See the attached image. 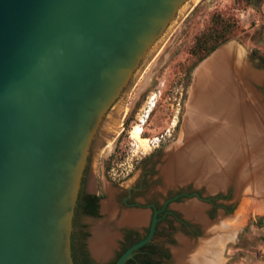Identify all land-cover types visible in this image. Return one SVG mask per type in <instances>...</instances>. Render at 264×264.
Masks as SVG:
<instances>
[{
    "label": "water",
    "instance_id": "obj_1",
    "mask_svg": "<svg viewBox=\"0 0 264 264\" xmlns=\"http://www.w3.org/2000/svg\"><path fill=\"white\" fill-rule=\"evenodd\" d=\"M199 2L0 0V264H75L83 179L84 192L98 193L104 151L118 143L181 32L128 108L132 91ZM210 56L194 71L177 137L101 200L98 219L78 221L97 263L116 258L123 228L148 226L149 211L119 206L147 171L137 202L163 203L193 187L171 208L201 227L187 236L176 223L171 245L156 239L161 264H230L240 237L264 220V57L234 41ZM156 225L114 264L133 259Z\"/></svg>",
    "mask_w": 264,
    "mask_h": 264
},
{
    "label": "rangeland",
    "instance_id": "obj_2",
    "mask_svg": "<svg viewBox=\"0 0 264 264\" xmlns=\"http://www.w3.org/2000/svg\"><path fill=\"white\" fill-rule=\"evenodd\" d=\"M241 10H250L249 18L244 21L240 18ZM214 13L235 20L238 34L232 41L264 57V0H251L250 4L245 0H200L162 48L165 51L181 32L169 53L167 63L151 82L146 96L120 137L114 150L117 157L112 169L107 171L105 167L109 156L99 163L97 183L103 199L109 198L107 185L117 193L143 166L145 158L165 148L179 134L188 87L195 69L202 63L191 71L196 61L191 49L197 37L210 25ZM246 24H250L249 28H245ZM149 71L148 67L132 91L128 108L133 104ZM143 121V136L149 140L146 145L132 138L135 127ZM230 264H264V220L251 225L240 237L234 246Z\"/></svg>",
    "mask_w": 264,
    "mask_h": 264
},
{
    "label": "flooded vegetation",
    "instance_id": "obj_3",
    "mask_svg": "<svg viewBox=\"0 0 264 264\" xmlns=\"http://www.w3.org/2000/svg\"><path fill=\"white\" fill-rule=\"evenodd\" d=\"M160 151L161 150H159V152ZM154 156H155L154 153L150 154L149 158H145V160H143V161H147V159H152ZM151 173H152L151 171H147V173L144 174L139 187H133L131 190H129V192L123 198L122 203L119 204V206L123 209H136V210L149 211L150 212L149 224H148V226H146V228H144L143 232H140V230L138 228H131V227L123 228V230L121 231L122 238L120 239L121 241L119 242L121 248H120L118 254L116 255V258L113 259L112 261H110L108 264L116 261L118 258V255L120 253H122L127 247L130 248L131 246H133L137 240H139V239L142 240V239L146 238L149 235V233L151 232L153 222L155 219H157V225H156V231H155V235H154L153 240L149 244H147L148 246L146 245L147 247L143 250V256L142 257H137V254L140 250L139 249L138 252L136 253V255L134 256V258L131 259L127 264H141L142 261L145 259V257H147L148 254H153L155 257V261L157 263L161 264L162 262H161V257H160L161 255L160 254L162 253L163 250H162L161 246L155 244V240L160 239L163 242V244H166V242L169 241L170 243L167 242L168 244H166V245H171L173 242H172V240L169 239V237L171 236L169 231L173 230V227H174V225H176V223L179 225V227L177 228L176 231L182 232L187 236H197L195 234L198 233L196 231L198 229H200V232H201V227L199 225H197V224L193 223L192 221L186 219L181 213H180L181 215H179L176 211H174L171 208L172 203L180 204L181 201H185V199L188 198L187 196H184V194L195 193V191L193 190V187L190 189L181 190L174 195L171 194V195L166 196L164 198L163 203H153L152 201H148L147 199H144L145 200L144 203L137 202V200H136L137 195L139 194L140 190H143L144 186L146 185V182H148L147 179L151 175ZM84 180L85 179H83L82 190H81L80 194H82L84 192L83 191ZM84 194L85 195H92V196L101 195L99 192L96 194H88L87 192H84ZM199 194L201 196H203L200 191H199ZM140 196H142V195H140ZM176 196H181V197L177 201H174L173 199ZM227 199L228 198L226 196H221L218 201H221V200L226 201ZM218 201H215L214 199H211L209 201V204L211 205L212 209L217 206ZM100 202H101V200L98 201L97 204H98V212L101 216L102 206H101ZM226 211L228 213V210H226ZM87 217H90L93 219H98V217H95V216H92L90 214L85 213L84 210L76 209V213L74 216V222L77 218L79 220H81V219H85ZM183 217H184V219H183ZM74 231H76L80 237V239L78 241V246H77L78 255L81 258H83V260L92 259L93 261H95L91 257V254L89 252L88 243H87L88 237H85V235L87 233V229L85 228V224L80 222L78 224V227H76V228L74 227ZM97 264H99V263H97Z\"/></svg>",
    "mask_w": 264,
    "mask_h": 264
},
{
    "label": "trees",
    "instance_id": "obj_4",
    "mask_svg": "<svg viewBox=\"0 0 264 264\" xmlns=\"http://www.w3.org/2000/svg\"><path fill=\"white\" fill-rule=\"evenodd\" d=\"M245 1L247 4L251 3V0H245ZM237 32H238V26L235 20L227 19L223 17L220 13H214L211 17L210 25L200 36L197 37L195 45L191 49V54L196 58L195 63L192 65L191 71L201 62H203L206 58H208L218 47L229 41L234 40L237 37L238 34ZM116 157L117 154L116 152H114L105 161V167L107 171H110L112 169ZM103 198H104L103 195H99V196L85 195L83 192L79 196L77 209L84 210L85 213L99 218L100 214L98 212L97 202L102 200ZM78 221L79 219L77 218L74 222L75 228L78 227V224L80 223V222L78 223ZM85 237H88L87 233ZM79 239H80L79 234L76 231H74L72 234V252H73V258L75 264H97L92 259L83 260V258H81L78 255L77 246ZM139 240H137L136 242H138ZM147 246L142 247L139 250L137 257L143 256V250ZM128 248L129 247H127L122 253H120L118 255V258ZM114 263L115 261L110 264H114ZM141 264H159V263L155 261V257L153 254H148Z\"/></svg>",
    "mask_w": 264,
    "mask_h": 264
},
{
    "label": "bare ground",
    "instance_id": "obj_5",
    "mask_svg": "<svg viewBox=\"0 0 264 264\" xmlns=\"http://www.w3.org/2000/svg\"><path fill=\"white\" fill-rule=\"evenodd\" d=\"M167 49H168V48H167ZM167 49H166V50H167ZM166 50H165V51H166ZM165 51H164V50H163V51L161 50V51L159 52V54L156 56V58L154 59V61L151 63L152 66H151V65L149 66V70H150V71L152 70V68H153L154 64L156 63V61H157V60L163 55V53H164ZM210 57H211V56H210ZM206 60H207V59H206ZM206 60H205V61H206ZM150 67H151V69H150ZM150 71H149V73H150ZM195 71H196V70H195ZM149 73H148V74H149ZM194 73H195V72H194ZM148 74L145 76V79H146V77L148 76ZM143 75H144V74H143ZM144 125H145V121H143L141 125H138V126L135 127V129H134V131H133V133H132V138H133L135 141H137L138 143L143 144V145H146V144L148 143L149 140L146 139V138L143 136V134H144V132H145V130H144ZM116 146H117V144H116L114 147H111V148L106 149V150L104 151L103 155H102V158H106L107 156H109L110 154H112V153L114 152ZM106 188H107V191H108V194H109V198L116 194V191H115L113 188H111L109 185H107Z\"/></svg>",
    "mask_w": 264,
    "mask_h": 264
},
{
    "label": "built area",
    "instance_id": "obj_6",
    "mask_svg": "<svg viewBox=\"0 0 264 264\" xmlns=\"http://www.w3.org/2000/svg\"><path fill=\"white\" fill-rule=\"evenodd\" d=\"M250 16V10H241L240 11V18L242 21H244V19L249 18ZM250 24H246L245 28H249Z\"/></svg>",
    "mask_w": 264,
    "mask_h": 264
}]
</instances>
